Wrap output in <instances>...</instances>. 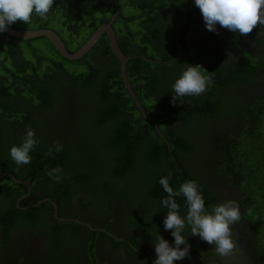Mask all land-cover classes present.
<instances>
[{
    "label": "trees",
    "instance_id": "16d2710c",
    "mask_svg": "<svg viewBox=\"0 0 264 264\" xmlns=\"http://www.w3.org/2000/svg\"><path fill=\"white\" fill-rule=\"evenodd\" d=\"M179 1L182 3L176 0H117L116 8L115 0H55L47 19L34 13L30 24L21 27L18 21L10 25L20 30L52 29L73 53L99 26L110 21L119 5L120 13L113 29L121 51L131 57L127 63V77L161 134L143 118L125 88L120 61L107 35H103L82 59L71 61L61 56L46 38L26 41L0 33V159L6 161L4 165L8 163L3 169L9 168L16 173L30 171L33 183L39 179L46 186L56 184L54 192H48L45 197L58 205L74 192L89 189L101 195L88 200L84 207L93 206L100 213L109 205L110 192L124 203L114 191L119 192V196L128 197L127 202L140 206L138 212L153 211L152 215H160L156 223L163 227L167 209L161 201L168 194L159 183L160 179L171 174L169 184L174 191L186 181H197L206 211L211 212V205L220 197L209 188L208 179L200 182L185 165L203 168L205 178L213 171L236 188L235 200L242 212L238 224L244 220L250 223L243 235L250 242L252 264H261L264 260V97L244 101L236 91L233 98L217 95L216 89L219 92L230 84L225 83L226 78L219 79L211 74L215 80L204 92L208 98L202 97L204 93L185 96L177 98L173 105L172 86L182 74L177 62L159 64L150 60H167L155 55L157 41L177 40L170 32L162 36L155 34L164 32V20H160L162 12L167 17L172 7L188 6L195 19L194 0ZM128 9L131 12H127ZM198 23V20H188L184 24L182 43L195 59V65L201 61L206 64L205 69L214 73L212 62L217 59L221 46H230V38L236 36L219 25V34L215 35L222 40L220 48L211 50L213 40L210 39L207 45L203 41L197 46V34L192 29L200 28ZM154 26L156 31H152ZM234 44L241 48L238 41ZM235 53L238 54L236 50ZM244 53L247 61L254 65L255 60ZM248 66L241 68V76L239 74L235 82H249L251 79L247 75L257 74ZM240 107L241 120L252 123L244 127L241 136L221 142L205 138L201 146L191 140L190 135L197 133L210 137L204 130L211 116L219 123L222 115L231 119ZM246 107H250L249 114L243 111ZM29 129L34 130L38 144L30 152L31 163L17 165L10 156V149L22 144ZM57 142L63 146L62 151H55L53 146ZM49 148H53L51 155L47 154ZM58 166L63 171L57 182L47 173ZM3 180L18 187L20 194L27 191L26 186L14 183L10 176ZM175 199L180 205V214L186 215L185 198L181 195ZM39 207L52 208L48 202ZM145 223L140 221L139 225ZM154 223L151 222V226ZM185 228L184 233H190V226ZM88 264L101 263L93 254Z\"/></svg>",
    "mask_w": 264,
    "mask_h": 264
},
{
    "label": "flooded vegetation",
    "instance_id": "af4514ba",
    "mask_svg": "<svg viewBox=\"0 0 264 264\" xmlns=\"http://www.w3.org/2000/svg\"><path fill=\"white\" fill-rule=\"evenodd\" d=\"M115 1L117 8L118 3L117 0ZM176 1L182 3L179 0ZM194 7L195 9L192 11L195 19L192 17L191 11L188 10V6L172 7L167 17L165 12H162L160 20H164L162 28L164 32H156L155 34L162 36L170 32L177 37V40L157 41L158 44H155L157 49L154 52L155 55L166 57L167 60H150L151 62L159 64L177 62L180 73L188 65L195 66V59L185 50L186 46L182 43L185 36H182L181 30L188 20H198L200 23L197 24L200 28L195 27L192 29L197 34L195 39L197 46L203 41L207 45V39H210L213 40L211 50L216 51L220 48L222 40L217 38L216 33L207 30L200 9L196 6ZM117 10H119V5ZM156 30L154 26L152 31ZM261 30H264V27H258L246 36L233 32L236 38H230V46L226 45V48L221 46V51L217 53V59L212 62L214 73L212 70L209 72L219 79L222 78L224 80L226 78L225 83H229L230 86L223 89L220 88L221 91L219 92L216 89L215 93L217 95L233 98L236 91L240 93L239 97L240 99L243 97L244 101H248L251 97L253 100L264 97V36H258V32ZM222 34L230 35L227 32ZM234 41H238L241 48L238 45L236 46ZM147 43L149 42L147 41ZM235 50L238 54L235 53ZM244 52H247V55L255 60L254 65L247 61ZM144 58L146 59V56ZM196 65L205 66L206 64L199 61ZM244 65H249L250 69H255L257 74H248L247 76L251 79L249 82H235L238 75L240 74L239 76H241V68H244ZM214 80L212 78V83L209 85L213 84ZM205 93L202 97L208 98V94ZM243 111L249 114L250 107L244 108ZM235 113L236 115L231 119L223 118L222 115V121L219 123L218 121L214 122L212 120L214 117L211 116V122L204 130L207 134H210V137L197 133L190 135L191 140L194 144L201 146L205 138H208L211 142H221L241 136V132H244V127L248 123H252L241 120V107ZM4 162L6 161L0 159V175L10 172L16 179L29 182L30 188L25 184L15 182L8 174L0 178V264H88L92 260L93 254L98 257L101 264H154L156 259L154 243L158 235H162L170 245H175L174 237L171 234L172 230H165V227L157 224L160 221V215H155V217L152 215L153 211L138 212L140 211V206L131 201L130 203L127 202L128 197L119 196V192L114 191L118 197L124 199V203H121L110 192V202L103 209L104 212L95 211L93 206L84 207L88 200L101 195L89 189L74 192L61 204L63 206L61 207L50 197H45V195L49 194L48 192H54L56 184L46 186V183L41 182L39 179H36L33 183L30 171L16 173L9 168L5 170L3 167H6L8 163L4 165ZM185 166L188 170L192 169V176L200 182L208 179L207 185L210 186L209 188L214 191L215 195L220 197V200L211 206L230 199L235 200L236 196H238L237 192H235L236 188L230 186L226 179L220 178L213 171L205 178L203 177V168L196 166L192 168L191 164ZM179 174L182 176V172ZM6 176H10L16 184L26 186L27 191L20 194L18 187L3 180ZM19 176L22 179L17 178ZM29 177L30 179H26ZM47 199L51 202L44 201L38 204V202ZM47 202L50 203L52 208H38V206H42V204ZM153 204L156 206L154 202ZM14 205L15 209L13 208ZM240 213L242 214V212ZM181 216L183 215L181 214ZM140 221L141 224L146 222L145 225L140 226ZM151 222H155L153 226H151ZM231 227L233 237L238 240L240 246L237 256L232 260L226 261L219 257L214 251V245L208 244L199 236H193L191 233L185 234L184 230L182 234L191 245L190 252L186 258L176 261L175 264H252L251 251L248 247L250 242L245 240L243 235L246 228L250 227V223L244 220L241 225L236 223ZM99 234H104V236H99ZM181 247H185V245ZM262 263H264V260L261 261Z\"/></svg>",
    "mask_w": 264,
    "mask_h": 264
},
{
    "label": "clouds",
    "instance_id": "9594fccd",
    "mask_svg": "<svg viewBox=\"0 0 264 264\" xmlns=\"http://www.w3.org/2000/svg\"><path fill=\"white\" fill-rule=\"evenodd\" d=\"M195 6L200 9L206 28L216 34L217 25L229 31L239 33L241 36L249 35L254 29L264 27V0H194ZM55 0H0V33L7 31L8 26L16 22L30 24L35 13L42 19L52 9ZM258 36H264V30L258 32ZM202 65H188L183 70L180 78L173 84L175 96L172 97L173 105L177 98L185 96H200L207 91L212 83V76ZM38 144L35 132L27 130L22 144L12 146L10 156L17 165L31 163L30 152ZM55 151L63 150L58 142L53 146ZM53 148L48 149L51 155ZM63 169L59 166L51 169L47 174L57 182L62 178ZM170 175L160 179L167 198L161 201L167 209V215L163 221L165 230H172L175 245L172 246L162 236L155 238L156 259L154 264H175L189 255L191 245L182 234L186 226H190V233L199 236L203 241L214 245L215 253L224 260H232L240 249L238 240L234 239L232 225L238 223L241 218L240 205L236 200H227L213 206L211 212L206 211L205 200L198 190V183L189 180L183 183L178 191L170 186ZM183 196L186 201L187 213L180 214V205L175 197ZM185 245V247H181ZM242 251V250H241Z\"/></svg>",
    "mask_w": 264,
    "mask_h": 264
},
{
    "label": "water",
    "instance_id": "95a60500",
    "mask_svg": "<svg viewBox=\"0 0 264 264\" xmlns=\"http://www.w3.org/2000/svg\"><path fill=\"white\" fill-rule=\"evenodd\" d=\"M118 15H119V10L115 12V14L112 16L109 22L99 26L97 30L93 33V35L88 39V41L82 47H80L77 51L73 53L67 49L64 41L52 29L20 30V29H15L11 26H8L7 31L3 33L10 37L21 39V40H26V41L39 39V38H46L51 42L52 46L59 52L61 56L71 61H77V60L82 59L98 43V41L102 38L103 35H107L110 47L114 55L120 61L121 77L124 82L125 88L127 89L136 107L140 110L143 118L151 122L155 126L157 132L160 133L155 120L147 114L142 103L137 98L129 82V79L127 77V63L131 60V57L125 56L124 53L121 51L117 43L115 31L112 26V24L114 23ZM6 174L10 175L15 182L20 183V184H25L26 186H28V188H30L29 182L16 179L14 175L10 172H6L0 175V178H2ZM44 201H50V200L49 199L43 200V201L38 202V204L43 203Z\"/></svg>",
    "mask_w": 264,
    "mask_h": 264
},
{
    "label": "rangeland",
    "instance_id": "374dc122",
    "mask_svg": "<svg viewBox=\"0 0 264 264\" xmlns=\"http://www.w3.org/2000/svg\"><path fill=\"white\" fill-rule=\"evenodd\" d=\"M127 12H131V10L128 9ZM24 25H26V23H24V22H20V26H21V27H24Z\"/></svg>",
    "mask_w": 264,
    "mask_h": 264
}]
</instances>
